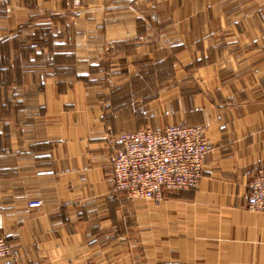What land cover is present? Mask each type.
I'll return each mask as SVG.
<instances>
[{
  "label": "crops",
  "instance_id": "1",
  "mask_svg": "<svg viewBox=\"0 0 264 264\" xmlns=\"http://www.w3.org/2000/svg\"><path fill=\"white\" fill-rule=\"evenodd\" d=\"M174 123L199 186L114 193L119 133ZM261 170L264 0H0V264H264Z\"/></svg>",
  "mask_w": 264,
  "mask_h": 264
},
{
  "label": "built area",
  "instance_id": "2",
  "mask_svg": "<svg viewBox=\"0 0 264 264\" xmlns=\"http://www.w3.org/2000/svg\"><path fill=\"white\" fill-rule=\"evenodd\" d=\"M120 147L113 158V192L130 199L161 200L165 190L196 189L212 149L203 125L174 123L147 126L118 135ZM40 206L41 200L29 203ZM249 209L264 213V170L249 185ZM0 259L17 257L20 249L1 228Z\"/></svg>",
  "mask_w": 264,
  "mask_h": 264
}]
</instances>
